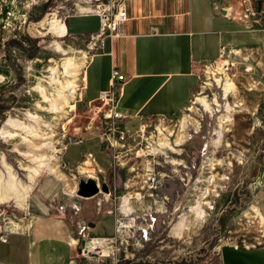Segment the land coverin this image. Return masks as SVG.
I'll return each instance as SVG.
<instances>
[{"label":"rangeland","instance_id":"obj_1","mask_svg":"<svg viewBox=\"0 0 264 264\" xmlns=\"http://www.w3.org/2000/svg\"><path fill=\"white\" fill-rule=\"evenodd\" d=\"M89 7L85 0H0V131L5 128L15 133H0V171L10 169L22 182L28 181L36 159L48 160L57 153L44 141L59 148V168L66 170L61 155L67 143L77 139L80 132L93 130L109 150L110 161L105 171L84 164L89 171L84 168L71 175V188L81 201L80 218L85 224L92 218L94 207L110 196V206L117 203L120 208L115 212L116 221L122 219L128 225L123 231H115L107 243V254L95 248L89 254L93 259L103 264H222V245L264 247V234L251 221L249 212L257 206L264 214V34L258 31L256 41L237 45L251 60L233 59L224 67L237 89L228 96L234 111L221 139L219 120L227 100L220 63L232 46L224 50L221 60L197 69L199 83L178 116L153 122L156 126L152 125L155 128L148 138L153 147H148L144 155L137 146L117 155L95 128L104 124L101 112L94 107L100 103L98 96V102L85 112L75 107L85 64L96 51L92 37L98 31L89 32L98 29L99 19L76 16L88 15L84 12ZM53 20L64 22L65 36L51 29ZM248 65L254 71L248 73ZM215 76L221 80L218 82ZM202 95L208 96L212 112L196 102ZM185 115L190 118L180 128L179 120ZM9 119L15 123H7ZM136 123H128V128ZM158 135L168 137L174 147L161 149ZM177 138L180 144H176ZM85 147L96 151L98 142L90 141ZM68 153L80 155L81 146L71 144ZM93 155L86 152L90 159ZM45 172L50 171L44 169L41 174ZM148 176H155L156 181L148 180ZM87 177L95 180L98 190L80 195L78 182ZM206 187L209 193L204 191ZM127 195L131 196V210L123 214L121 206ZM199 206L201 215L197 214ZM2 209L6 210V220L1 224L7 216L13 219L20 213L11 200L1 202Z\"/></svg>","mask_w":264,"mask_h":264},{"label":"crops","instance_id":"obj_2","mask_svg":"<svg viewBox=\"0 0 264 264\" xmlns=\"http://www.w3.org/2000/svg\"><path fill=\"white\" fill-rule=\"evenodd\" d=\"M255 3L257 0H127L123 34L114 41L104 37L89 56L75 107L85 112L98 102L115 66L126 77L121 89L115 88L117 108L135 115L131 123L139 116H178L199 83L200 66L221 60L220 53L230 46L250 45L260 37L253 14ZM76 16L99 19L96 14ZM99 29L100 21L98 29L89 34ZM90 141L98 142L96 151L85 147ZM101 141L89 130L67 143L61 155L67 168L60 170L71 179L68 183L54 172L37 177L24 206L18 207L20 213L13 219L7 216L0 224V264H103L82 249L95 238L111 242L120 208L117 203L111 207L112 198L105 196L84 224L81 201L71 188V175L82 172L87 159L89 169L105 171L109 165V150L102 148ZM71 144L81 146L80 155H69ZM87 151L94 154L93 159L86 156ZM10 219L19 222L21 229L10 230Z\"/></svg>","mask_w":264,"mask_h":264},{"label":"built area","instance_id":"obj_3","mask_svg":"<svg viewBox=\"0 0 264 264\" xmlns=\"http://www.w3.org/2000/svg\"><path fill=\"white\" fill-rule=\"evenodd\" d=\"M126 1L127 0H85L86 3L91 5L89 8L92 10L88 9L84 13H94L99 17L100 21V29L94 34V37H92L95 39L94 43L96 48L102 43L104 37H109L111 41H114V39L123 34V24L127 20ZM263 1L264 0H262V2ZM256 9L257 5L255 3L253 14L257 17L259 31L264 34V4H261L259 12H257ZM125 79V75L115 66H112L109 87L99 92L98 99L100 103L94 105L97 111L101 112L104 124L102 127L96 125L95 128L100 131L99 133L105 140V144L109 148L117 151V155L123 153L124 150H127L125 153H128V150H132L135 146H137L138 151H142L144 155L149 147L148 138L152 135L153 128H155L152 125L156 126L153 122L155 120L164 121L166 119L165 116L162 115L141 116L138 118L134 128H128V123L132 118V114L118 110L117 97L119 94L115 90L116 87L121 89ZM148 180L154 182L156 181V177L148 176ZM91 240L92 238L90 241ZM94 249L95 248L86 246V249L82 250L90 254L94 252Z\"/></svg>","mask_w":264,"mask_h":264},{"label":"bare ground","instance_id":"obj_4","mask_svg":"<svg viewBox=\"0 0 264 264\" xmlns=\"http://www.w3.org/2000/svg\"><path fill=\"white\" fill-rule=\"evenodd\" d=\"M51 29H53L56 33L58 34H62V36H65L66 33V26L64 25V23L57 21V20H53L52 21V26ZM226 51L222 52V57L224 55ZM85 56V55H84ZM234 60H240L241 62H248L249 60H251V57L248 56L245 53V50L241 49V48H232L229 50V53L227 54V58H225V56L223 57V60L221 61V65H222V70L223 73L225 74V80L223 83V90L225 92V97L227 100L226 103V109L224 114L220 117L219 120V130H218V135L219 138L221 139L222 135H223V130H226V124L229 123L232 120V112L234 111V105L231 103V101H229L228 96L229 94L234 95V93L236 92L237 86L234 82V79L231 78L229 76V74L227 73L228 68H224L225 66H229ZM67 66V65H66ZM65 66V67H66ZM68 67V66H67ZM259 67L263 68L262 63H259ZM69 70V69H68ZM67 70V71H68ZM247 71L248 73L254 71V67L251 65L247 66ZM73 76V75H72ZM215 79L219 82L221 80V78H216ZM75 81V80H74ZM75 83V82H74ZM67 84H71V83H67ZM71 86V85H69ZM72 89V88H71ZM75 93V92H74ZM75 96V95H74ZM196 102L202 106H204V108L209 109L211 112L213 111V106L211 105V103L209 102L208 96L202 95V96H197L196 98ZM216 104L218 103V100L215 99L214 101ZM219 106V105H218ZM190 118L189 115H185L183 116L180 120V128H184L185 127V123L187 121V119ZM7 123H11L14 124L15 121L13 119H9ZM10 125V124H9ZM30 129V128H29ZM53 129V128H52ZM166 130V129H165ZM33 131V130H32ZM31 131V132H32ZM3 133L4 135H6L8 133V135H15V133L10 132L9 130H6L5 128H3L0 133ZM159 132L161 133L160 129ZM33 133V132H32ZM31 133V134H32ZM2 134V135H3ZM30 134V133H29ZM34 134V133H33ZM159 134V133H158ZM36 136V133H35ZM39 136V135H37ZM52 136V134H51ZM49 136V137H51ZM182 136V135H181ZM43 137V136H41ZM24 138H26V136H24ZM158 140H159V144L161 145V149H163L164 147H169V148H173L174 146L170 143L168 137H165L163 135H161L159 137L158 135ZM49 139V138H48ZM185 139V138H182ZM219 139V140H220ZM51 140V139H50ZM219 140L217 141V143L219 142ZM184 141V140H183ZM181 143V139L177 138L176 144H180ZM44 145L50 146L55 152H57L55 154V156H49L50 158L48 160H43L42 157L36 159L37 163L29 169V173H28V181L22 182L20 180L19 177L16 176L15 172L13 173L10 169H8L6 172L4 171H0V203L3 201H7V200H11L13 201V203L18 206V207H22L24 206L27 194L30 190V188H32V185L35 181V179L41 174V172L44 169H48L50 172H54L56 174L61 175L62 177L65 178L66 182L68 183V179L69 176L66 175L65 173H63L60 168H59V164H58V158H59V154H58V149L57 147H54V145L50 144L49 141L43 142ZM50 144V145H49ZM158 144V145H159ZM43 145V146H44ZM149 147H153L152 145H148ZM160 147V146H159ZM46 148V147H45ZM35 149V148H34ZM153 150L154 148H150V150ZM38 150V149H37ZM46 150V149H45ZM48 150V149H47ZM43 151V150H42ZM53 151V152H54ZM158 151V150H157ZM47 152V151H46ZM52 152V154H53ZM35 161V160H33ZM34 163V162H33ZM86 164H89V159L86 160L85 162ZM4 165L8 168L6 162L4 161ZM146 166H150L149 163H145ZM145 166V167H146ZM43 175V174H42ZM62 179V178H61ZM64 180V179H63ZM71 180V179H70ZM210 181L213 180V178L209 179ZM66 183V184H67ZM99 184V183H98ZM68 185V184H67ZM70 185V184H69ZM206 193H209V187H206V189L204 190ZM133 193V192H132ZM30 194V193H29ZM131 195V194H130ZM130 195L124 196V200H123V204L121 206V210L122 212L125 214L126 211L131 210V208L128 206V201L130 199ZM137 196H142L140 192H137ZM29 197V196H28ZM200 203H205L204 200L199 201ZM200 211H197L198 215H201L203 213V209L201 208V206H199ZM193 209V208H192ZM195 210V209H194ZM250 212V218L252 219L251 221L258 224L259 226L257 228H259V230H262V233L264 234V216L261 214L260 209L257 206H253ZM248 213V212H247ZM246 213V214H247ZM127 214V213H126ZM196 214V215H197ZM249 214V213H248ZM249 216V215H248ZM24 221V220H23ZM127 222V221H126ZM130 224V223H129ZM10 227V230H18L21 229V224L15 220H11L8 224ZM23 227V226H22ZM124 228H128V225L122 220H118V226H117V230L118 232L123 231ZM125 232V231H124ZM122 234V232H121ZM264 236V235H263ZM108 241L109 239H95L90 243H87V245L89 247L92 248H97L98 246L102 248V252H105L107 254V252H109V246H108Z\"/></svg>","mask_w":264,"mask_h":264},{"label":"water","instance_id":"obj_5","mask_svg":"<svg viewBox=\"0 0 264 264\" xmlns=\"http://www.w3.org/2000/svg\"><path fill=\"white\" fill-rule=\"evenodd\" d=\"M260 8L261 2L260 0H257L258 12L260 11ZM102 148H105L104 144L102 145ZM97 190L98 186L95 180L91 177L81 178L78 182L77 193L80 195H92L96 193ZM5 215L6 210L2 209L0 211V224L6 220ZM220 252L222 264H264V247L249 249L244 246L225 244L220 247Z\"/></svg>","mask_w":264,"mask_h":264},{"label":"trees","instance_id":"obj_6","mask_svg":"<svg viewBox=\"0 0 264 264\" xmlns=\"http://www.w3.org/2000/svg\"><path fill=\"white\" fill-rule=\"evenodd\" d=\"M262 193V192H261ZM261 193H259V198H260V195H262ZM261 199H262V196H261Z\"/></svg>","mask_w":264,"mask_h":264}]
</instances>
